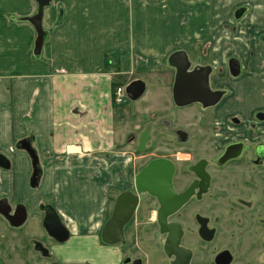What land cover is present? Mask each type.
Instances as JSON below:
<instances>
[{
	"label": "crops",
	"instance_id": "1",
	"mask_svg": "<svg viewBox=\"0 0 264 264\" xmlns=\"http://www.w3.org/2000/svg\"><path fill=\"white\" fill-rule=\"evenodd\" d=\"M37 11L35 0H0V198L31 219L53 205L71 234L70 259L94 257L111 197L133 187L134 142L117 125L114 83L147 88L144 77L171 73L173 86L169 56L185 51L196 65L207 47L199 67L224 93L217 120L239 117L264 133V0H51L40 56Z\"/></svg>",
	"mask_w": 264,
	"mask_h": 264
},
{
	"label": "rangeland",
	"instance_id": "2",
	"mask_svg": "<svg viewBox=\"0 0 264 264\" xmlns=\"http://www.w3.org/2000/svg\"><path fill=\"white\" fill-rule=\"evenodd\" d=\"M43 18L42 42L49 35L47 31L49 28L43 26ZM41 45L37 32L35 44L37 56H40ZM199 47L200 45H197V48ZM207 49L202 46L199 48L203 63L191 64L192 68L208 64ZM143 80H148L147 88L145 87L142 96L136 100L129 99L127 95L125 103L115 102L117 88L127 89L133 82H119L113 90V104L117 106V116L120 117V123L117 125L129 131V136L134 138L131 141L134 142L131 148L136 157L133 183L135 175L149 161L169 158L177 166L175 187L180 191L194 180L193 174L186 168L201 160L207 161L212 175L210 191L201 201L193 200L186 209L174 217L182 222L186 233L185 245L193 250L195 264H213L214 258L225 252L230 254L229 264H264V159L256 162L255 155V149L259 145H264V133L259 131L256 123L249 124L250 128L247 129L239 117H231L224 122L218 121L214 113L219 103L212 107H204L200 103L186 107L177 106L172 97L171 73L146 76ZM162 83H166L165 88L159 87ZM257 119L261 117L257 116ZM146 130L149 131V140L145 150L140 152L137 149L138 138ZM235 142H242L245 145L242 156L225 167L218 166L216 162L226 147ZM31 186L37 187L30 184ZM113 195L111 212L118 194ZM140 197L137 218L128 231L129 239L135 242V246L133 250L123 251L121 248L123 257H120V261L128 254L134 256L145 254L147 263L167 264L165 257L156 252L155 246L159 244L161 246L162 239L155 230V222L150 221L153 219L150 214L156 212L157 205L151 202L145 193L140 194ZM1 200L3 198H0ZM9 203L11 206L16 204L13 201ZM195 213H201L210 219V226L216 232L210 243H203L196 236L192 222ZM25 222L24 228L17 230L0 214V264H44L40 254V257H37L32 240L40 237L45 238L41 240L48 242L47 245L52 242L47 239L39 218H27ZM101 245L98 240V249H93L91 255L100 254V250L105 252ZM54 251L55 260H61L64 264H96L92 257L86 260L70 259L69 250L61 245Z\"/></svg>",
	"mask_w": 264,
	"mask_h": 264
},
{
	"label": "water",
	"instance_id": "3",
	"mask_svg": "<svg viewBox=\"0 0 264 264\" xmlns=\"http://www.w3.org/2000/svg\"><path fill=\"white\" fill-rule=\"evenodd\" d=\"M35 1L38 4L39 11L38 15L31 19V23L38 32L41 45L43 43V30L41 25L43 10L51 3V0ZM169 63L176 69L172 96L177 106L186 107L194 103H200L204 107H212L219 103L223 92L211 89L209 81L211 74L210 67L192 69V65L185 51H178L170 55ZM230 70L235 76L239 74V67L236 62L230 63ZM126 91L129 99L136 100L144 93L145 84L142 81L133 82L128 86ZM148 140L149 131L146 130L140 137L138 151L142 152L145 150ZM259 149L261 152H259V156L264 158V145H260ZM244 150L245 145L242 142L229 144L223 155L218 159V164L224 165L231 160L240 158ZM31 157L33 165L36 166L38 161L33 152L31 153ZM173 176V162L167 159H156L148 167L143 169L135 178L137 194L131 191H125L117 198L113 214L103 228V241L114 244L118 240H123V228L132 218L139 203V195L143 192H148L158 199L161 206L158 213V221L161 227L164 226L167 217L176 213L187 203L197 186L195 184L187 192L178 195L173 187ZM206 186L207 182L202 185L203 190L206 189ZM0 214L13 227L22 226L27 220L25 206L21 205L17 207L15 213H11V207L6 200L0 201ZM43 227L58 242L64 243L68 241L70 236L69 230L55 208L47 207L43 219ZM165 230L171 233L166 249L169 254L176 255L177 260L174 264H190L191 252L179 247L183 235L181 225L171 224L170 229L166 228ZM208 238L210 239L211 235ZM230 261L231 257L227 252L217 258V264H229Z\"/></svg>",
	"mask_w": 264,
	"mask_h": 264
},
{
	"label": "flooded vegetation",
	"instance_id": "4",
	"mask_svg": "<svg viewBox=\"0 0 264 264\" xmlns=\"http://www.w3.org/2000/svg\"><path fill=\"white\" fill-rule=\"evenodd\" d=\"M200 68H204V67H197L196 66V67H193L192 69H200ZM142 133L140 134V136L138 138V145H139V141H140V137H141ZM133 139H134L133 137H130V141H133ZM138 145H137V149H138ZM259 146L255 149L256 162H261L264 159V158H261L259 156V152H260ZM156 159H167V160H170V161L173 162V165H174L173 187H174V189H175V191H176V193L178 195H181V194L187 192L192 186H194L195 184H197L196 188L194 189L193 194L191 195V197L189 198V200L187 201V203L180 210H178L176 213L168 216L167 217V220H166V224L164 226H162V227H161V225L159 224V221H158V213H159V209L161 207L158 199L156 198V196H153V195H151L148 192H143V193H145V194L148 195V197L150 198L151 202H154L157 205L156 212L155 213L154 212H151V214H150V217L151 218L153 217V219L150 220L151 218H149L150 221L155 222V224H156L155 230H157V232L159 233V236H161V239H162L161 246H160V244H159V246L158 245L155 246V248L157 247V249H156L157 251L156 252L158 253V255L161 256V254H162L163 257H165V259L167 261V264H174V262H176V260H177L176 255L175 254H169L168 251H167V249H166L168 240H169V238L171 236V233H170V231L165 230V229L166 228L167 229H170V225L171 224H179V225H181V228L183 230V235H182V238H181V242H180L179 247L180 248L187 249V250H189L191 252L192 257H191L190 264H195V262H194L195 255L193 253V250H191V248L189 246L185 245V236H186V233H185V229L183 228L182 222L179 221V220H177V219H175L174 217L177 216V214H179L182 210L186 209V207L189 206L190 203L193 202V200L201 201L203 199V197L206 196L207 192L210 191L211 185H212V175H211V172H210V168L208 166V162L205 161V160H201V161L195 163L194 165L188 166L186 168V170H189L193 174L194 180L186 188H184L183 190H180L179 191L175 187V177H176V173H177V166L174 163V161L171 160V159H169V158H156ZM156 159H153V160L149 161L135 175V178H136V176L143 169H145L146 167H148L150 165V163L152 161L156 160ZM37 161H38V159H37ZM233 161H235V160H231V161H229L228 163H226L224 165H219L218 164V160H217L216 163H217L218 166L225 167L226 165L232 163ZM38 170H39V162H37L36 166L33 165L32 176H31V181H30V184L31 185H38L37 184V182H38V180H37V178H38L37 177L38 176ZM135 178H134V183H133V186L134 187H132L133 189L131 188L128 191H131L134 194H137L136 189H135ZM206 182H207L206 189L203 190L202 185L204 183H206ZM122 193L118 194L117 197L114 199V205H113L112 212L109 214L106 222L101 227L100 232L97 235L98 240L102 244L101 245V249H105V252H103L102 250H100V254H96V256L94 254V257L92 259L94 261H96V264H150V263H147V260L145 258V254H143V255H137V256H134V254H128V256H126L124 259L122 258L121 261H120V257H123V254H122L123 251H125L126 249H132L133 250L134 249V246H135V242H133L132 239L131 240L129 239L128 231L132 227L133 223L135 222V220L137 218V215L136 214H137V212L139 210V207H140V204H141V197H140V195H139V203L137 205V208H136V210H135L132 218L129 220V222L123 228V240H118L114 244H109V243H106V242L103 241V238H102L103 228H104L105 224L111 218V216L113 214V211H114L115 202H116L117 198ZM3 200H6L8 202V204L10 205L9 200L7 198L6 199L3 198ZM3 200H1V201H3ZM112 202H113V200L111 198V203ZM21 205H23V204H17L16 203L13 206L10 205V207H11V213H15L17 207H19ZM23 206H25V205H23ZM47 207H53L54 208V206L51 205V204H49V203H44V204H41L40 205V213H41L40 219H41V222H42V226H43V219L45 217V213H46ZM154 216H155V218H154ZM27 218H28V214H27ZM192 222H193V226L195 227L196 236L199 238V240L201 242H203V243H210L215 238L216 232H215V229H213V227L210 226V219L208 217H206L205 215H203L201 213H195L194 214V217L192 219ZM25 223L22 226H19V227H13L11 225L10 226L12 228H14V229L21 230V229L24 228ZM46 234H47V239L48 240L50 239L51 242H52V244H50V245H47V244H49L48 242L46 243V242H44V241L41 240V239H45V238H41L40 239V237H39L38 239L34 238L32 240L34 242V248L36 249V252H37L36 253L37 254V257L39 258L41 256L43 258L42 261H43L44 264L45 263H47V264H64L63 261H61V260H58V259L55 260V253H54L55 251L54 250L59 245H61V247L64 246V248H67L68 247L67 244L69 243V241L71 239V234L69 236L68 241H66L64 243L58 242L54 237L50 236L47 232H46ZM210 235H211V238L209 239L208 237ZM121 248H122L123 251H121ZM39 254H40V256H39ZM217 258L218 257H215L214 258L213 264H217ZM74 260H76V259H74Z\"/></svg>",
	"mask_w": 264,
	"mask_h": 264
},
{
	"label": "built area",
	"instance_id": "5",
	"mask_svg": "<svg viewBox=\"0 0 264 264\" xmlns=\"http://www.w3.org/2000/svg\"><path fill=\"white\" fill-rule=\"evenodd\" d=\"M126 96V89H123L122 87L117 88V90L115 91V102L117 104L125 103L127 101Z\"/></svg>",
	"mask_w": 264,
	"mask_h": 264
},
{
	"label": "trees",
	"instance_id": "6",
	"mask_svg": "<svg viewBox=\"0 0 264 264\" xmlns=\"http://www.w3.org/2000/svg\"><path fill=\"white\" fill-rule=\"evenodd\" d=\"M107 58V60H106V63H107V66H108V64H110V61H109V59H108V56L106 57ZM118 86V84L117 83H114L113 84V90H115V88ZM224 94V93H223ZM113 96H114V93H113Z\"/></svg>",
	"mask_w": 264,
	"mask_h": 264
}]
</instances>
